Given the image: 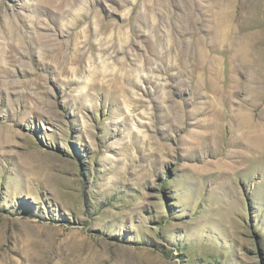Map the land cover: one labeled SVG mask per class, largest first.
Here are the masks:
<instances>
[{
    "label": "rangeland",
    "instance_id": "374dc122",
    "mask_svg": "<svg viewBox=\"0 0 264 264\" xmlns=\"http://www.w3.org/2000/svg\"><path fill=\"white\" fill-rule=\"evenodd\" d=\"M263 30L264 0H0V264H264L230 124L264 136Z\"/></svg>",
    "mask_w": 264,
    "mask_h": 264
},
{
    "label": "bare ground",
    "instance_id": "6f19581e",
    "mask_svg": "<svg viewBox=\"0 0 264 264\" xmlns=\"http://www.w3.org/2000/svg\"><path fill=\"white\" fill-rule=\"evenodd\" d=\"M87 19V18H86ZM84 22V21H83ZM233 26V25H232ZM242 26V25H241ZM218 27V26H217ZM231 27V26H230ZM239 27V26H238ZM247 27H249V25L247 26ZM229 30L231 29V28H228ZM228 29H227V31H228ZM232 31V30H231ZM264 31V30H263ZM232 32H234V31H232ZM241 33H243V32H240V34ZM253 33H255V32H253ZM232 34V33H231ZM248 34V33H247ZM247 34H246V36H247ZM259 34H260V30H259ZM263 35H264V33H262ZM234 35V34H233ZM236 35L237 34H235V37H236ZM239 35V34H238ZM243 35V34H242ZM249 35V34H248ZM228 36H229V33H228ZM253 36V35H252ZM220 38V37H219ZM234 38V37H233ZM232 38V39H233ZM254 38H255V36H254ZM262 38V37H261ZM264 38V37H263ZM236 39V38H235ZM240 39V38H239ZM256 39V38H255ZM221 41H223V40H221ZM229 41H230V39H229ZM237 41V40H236ZM234 42V41H233ZM238 42V41H237ZM232 43V42H231ZM239 43V42H238ZM259 43H260V41H259ZM234 44V43H233ZM246 44V43H245ZM249 45V44H248ZM259 45V44H258ZM251 46V45H250ZM249 46V47H250ZM241 47H243V44L241 45ZM245 48V47H244ZM246 49H248V48H246ZM246 49H244V50H246ZM243 50V51H244ZM247 51V50H246ZM250 51V50H249ZM254 51V50H253ZM245 53H247V52H245ZM248 54V53H247ZM263 55V54H262ZM253 58V57H252ZM249 59V58H248ZM258 61V60H257ZM263 61H264V59H263ZM263 64V63H262ZM255 65V64H254ZM254 65H252V67H255ZM257 66H258V64H257ZM259 68H263V66L261 67L260 65L258 66ZM257 68V67H256ZM258 70V69H257ZM257 80V79H256ZM252 85H254V84H252ZM261 85V84H260ZM250 86V85H249ZM257 86H259V85H257ZM262 86V85H261ZM252 87V86H251ZM251 87H249L250 89H251ZM248 88V89H249ZM259 87H256V89H258ZM249 89V90H250ZM255 88H253V90H254ZM253 90H251V93H252V91ZM259 90V89H258ZM255 92H257L256 90H255ZM254 91H253V93H255ZM261 91H259V93H260ZM250 93V92H249ZM248 93V94H249ZM252 93V94H253ZM259 96V95H258ZM257 96V97H258ZM263 96V95H262ZM255 97V96H254ZM253 97V98H254ZM264 97V96H263ZM262 97V98H263ZM256 98V97H255ZM260 100V99H259ZM250 102V101H249ZM217 107V106H216ZM217 109V108H216ZM218 110V109H217ZM222 111V110H221ZM217 113V112H216ZM219 113H220V111H219ZM222 113V112H221ZM218 115V114H217ZM261 115V114H260ZM222 116V115H221ZM233 120V119H232ZM231 120V121H232ZM231 124V132H232V136H233V138H235V139H237V140H240V145L239 146H241V153L243 154V156L244 157H246V158H250L251 157V155H250V153L251 152H254L255 151V149H257V150H260V151H262V152H264V136L262 135H254L253 134V132L255 131V129L257 128L255 125H254V123H253V118L251 117V115L249 114V113H246V112H243V113H241V115L239 116V118L238 119H236V120H234L233 121V123L231 122L230 123ZM259 130H261V129H259ZM258 130V131H259ZM240 131H242L243 132V134H242V136L241 137H239V135L237 134L238 132H240ZM231 134V133H230ZM236 144H237V142H235ZM32 156V155H31ZM36 156V155H35ZM243 157V158H244ZM257 157V156H256ZM34 159V158H33ZM32 159V160H33ZM37 161V160H36ZM40 162V161H39ZM38 162V163H39ZM35 164H37V163H35ZM37 167H38V165H37ZM33 168H34V166H33ZM41 168V167H40ZM33 170V169H32ZM35 171V170H34ZM33 172V171H32ZM39 172H40V170H39ZM37 173H38V171H37Z\"/></svg>",
    "mask_w": 264,
    "mask_h": 264
}]
</instances>
